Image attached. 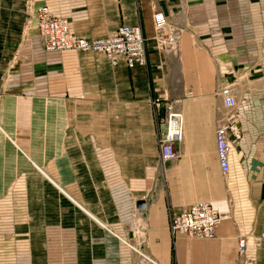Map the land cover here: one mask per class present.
<instances>
[{
    "label": "crops",
    "instance_id": "crops-1",
    "mask_svg": "<svg viewBox=\"0 0 264 264\" xmlns=\"http://www.w3.org/2000/svg\"><path fill=\"white\" fill-rule=\"evenodd\" d=\"M38 1L36 12L48 7L80 38H108L120 26H142L148 62L134 69L121 63L115 70L103 59L48 51L26 0H0V76L9 72L10 81L3 93L34 96L33 110L45 96L48 109L65 111L68 97L98 94L93 83L88 91L84 73L97 74L102 66L113 111L105 135L92 132L71 141L60 136L45 140L58 143V150L34 152L26 145L21 151L22 170L0 186V222L10 223L12 242L26 246L11 253L29 255L28 239L39 238L29 197L34 167L58 182L80 213L74 224L59 227L60 238L75 239L76 264H264V0ZM156 12L182 32L176 53L156 47ZM227 84L237 100L232 111L219 96ZM120 89L123 99L116 102ZM158 99L160 108L154 105ZM167 104L183 115L184 139L176 145L179 158L164 161ZM115 111H123V118ZM228 120L238 123L242 137L224 174L216 130ZM34 141L33 133L16 137L24 144ZM200 201L227 216L216 237L173 236L170 218ZM139 202L145 206L138 208ZM241 238L247 239L244 254Z\"/></svg>",
    "mask_w": 264,
    "mask_h": 264
},
{
    "label": "rangeland",
    "instance_id": "rangeland-1",
    "mask_svg": "<svg viewBox=\"0 0 264 264\" xmlns=\"http://www.w3.org/2000/svg\"><path fill=\"white\" fill-rule=\"evenodd\" d=\"M17 1L19 4L24 2V0ZM26 3L28 12L32 11V15L36 19L35 8L40 2L38 0H26ZM73 52L90 56L89 58H92L93 61L103 59L109 69L116 70L118 68L110 64L101 53ZM107 67L100 66L97 74L86 70L84 75L87 78L88 91L92 90L89 86L93 83L98 87V94H93V96L82 95L77 98L68 97L65 111L48 109L49 106H46V103L49 101L43 98L45 96H39L40 100L36 101L37 103L34 102L37 109L33 110V101L29 98L32 99L34 96L3 93L4 83L10 82L8 79L9 72L0 76V186L9 182L17 175V172L22 170L25 159L21 151L26 145H32L34 152L42 153L45 151V146H50L48 149L54 151L58 150L59 146L58 143H45V140L47 142L49 140L55 141L60 136H66L67 140L71 141V137L75 135L84 136L92 132L99 135L106 134L108 113L110 118L113 117V111L109 112L107 104ZM224 86L231 87L234 92L232 84L222 87ZM119 87L122 85L119 84ZM84 89L82 88L83 91ZM122 93L121 89L115 90L114 99L116 102L122 101ZM115 113L116 118H123L124 116L123 111H115ZM165 118L164 114L163 119L166 122ZM30 133H33V140H35L33 144L16 142V137L25 138ZM68 146L73 147L74 143L68 142ZM29 173V197L33 214L38 220L35 226L39 238L28 239L27 247L31 252L29 255L11 253L12 248L26 246L25 243L19 241L17 243L16 240L12 242L9 238L10 223L1 221L0 264H76L75 239L60 238L59 227L61 224H74L75 218L80 213L76 210L73 202L60 190L58 182L55 184L50 182L44 173L34 167ZM26 195L28 197V192ZM47 228L50 237L43 238L44 229ZM33 251L34 253H32Z\"/></svg>",
    "mask_w": 264,
    "mask_h": 264
},
{
    "label": "built area",
    "instance_id": "built-area-1",
    "mask_svg": "<svg viewBox=\"0 0 264 264\" xmlns=\"http://www.w3.org/2000/svg\"><path fill=\"white\" fill-rule=\"evenodd\" d=\"M37 26L48 51H80L98 52L103 54L113 65L126 64L130 69L145 67L148 62L146 36L142 26H120L116 32L102 39H86L74 35L68 20L54 16L48 7L42 6L36 12ZM156 47L166 53H176L182 36L181 30L173 27L162 12L153 16ZM219 96L228 111H232L237 100L233 89L224 86L219 90ZM161 100L154 105L161 107ZM166 134L160 143L161 158L164 161L179 158L176 145L184 139V119L180 111L170 104L165 106ZM242 137L240 126L234 120H228L216 130V152L221 170L228 174L231 170V152L233 144ZM227 216L219 214L210 202H196L180 214L170 218L169 229L173 236L186 235L190 238L211 240ZM247 249V239L239 240V252L244 254Z\"/></svg>",
    "mask_w": 264,
    "mask_h": 264
},
{
    "label": "water",
    "instance_id": "water-1",
    "mask_svg": "<svg viewBox=\"0 0 264 264\" xmlns=\"http://www.w3.org/2000/svg\"><path fill=\"white\" fill-rule=\"evenodd\" d=\"M138 208H143L145 206V203L144 202H139L137 204Z\"/></svg>",
    "mask_w": 264,
    "mask_h": 264
},
{
    "label": "bare ground",
    "instance_id": "bare-ground-1",
    "mask_svg": "<svg viewBox=\"0 0 264 264\" xmlns=\"http://www.w3.org/2000/svg\"><path fill=\"white\" fill-rule=\"evenodd\" d=\"M38 170H40V168H39ZM40 171H42V170H40ZM44 176H47V175L44 173ZM47 178H48V176H47ZM50 181L53 182V183L55 184V182L52 181L51 179H50ZM62 191H63V190H62ZM65 194H66V193H65ZM66 195H67V194H66ZM67 196H68V195H67ZM68 197H69V196H68ZM70 199H71V198H70ZM72 201H73V200H72ZM90 215H91V214H90ZM97 220H98V219H97ZM97 220H96V221H97ZM98 221H99V220H98Z\"/></svg>",
    "mask_w": 264,
    "mask_h": 264
}]
</instances>
